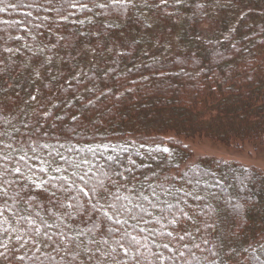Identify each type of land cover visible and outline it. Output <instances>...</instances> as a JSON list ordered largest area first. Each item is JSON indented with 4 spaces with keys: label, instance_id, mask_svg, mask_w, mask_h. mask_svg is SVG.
<instances>
[{
    "label": "trees",
    "instance_id": "16d2710c",
    "mask_svg": "<svg viewBox=\"0 0 264 264\" xmlns=\"http://www.w3.org/2000/svg\"><path fill=\"white\" fill-rule=\"evenodd\" d=\"M25 1L0 2V7L8 8V13H0V155L26 153L32 169H25L24 176L8 188L7 198L0 197V264H161L156 253L166 258L163 264H198L205 255L223 257L226 264H257L252 257L264 248V174L237 162L194 157L185 138H209L224 146L236 144L241 135L252 143L262 141L264 0H167L166 4L161 0H81L91 11L72 7L74 0H30L34 10L29 12L23 8ZM203 13L206 19L201 17ZM198 46L207 51L200 57L205 68L194 70L190 64L198 59L193 50ZM223 54L228 61H220ZM214 66L220 71L212 75ZM179 68L193 80L203 81L202 106L168 107L169 102L162 98L159 109L143 108V94L159 96L164 89L157 81H150L143 89H131L130 84L150 80L161 70L180 75ZM110 104L116 110L103 113ZM82 106L88 110L87 115H81L85 129L79 136L93 139L73 143L67 139L65 123L78 120L75 114ZM100 107L104 109L95 111ZM90 118L92 122L87 123ZM228 128L232 133L223 134ZM219 130L222 137L214 135ZM47 137L51 139L45 140ZM56 137H61L59 142L66 147L61 148ZM99 140L115 145L121 157L117 160L108 154L112 160L106 158V164H116V168L106 178L97 172L91 174L93 183L120 189V193L109 191L108 199L113 203L124 204L119 181L136 191L143 182L157 184L150 178L161 176L158 188L165 199L172 197L159 209L161 222L169 231L168 221L174 215L178 222L170 224L169 237L161 222L154 219L161 226L156 230L161 241H156L168 243L173 253H165L159 243L149 240L147 223L131 230L132 235L137 232L140 245L130 244L128 235L122 248L115 241L124 232L118 230L111 239L104 225L96 229L93 218L73 220L66 214L72 209L61 207V202L73 203L66 196H77L83 203L90 198L64 190L65 181L59 177L66 176L70 185L76 179L79 187L84 186L78 174L73 176L75 168L69 167L81 157L73 158L66 148L73 151V146L99 144ZM132 145L135 150L128 148ZM84 146L81 148L86 150ZM163 147L171 154L156 159L147 153V149L155 153L154 149ZM91 152L94 159L96 152ZM57 167L60 171H55ZM221 170H228L230 176L220 174ZM199 173L207 176L213 184L212 193L219 199L206 192L205 183H191ZM244 177L253 178L255 194H246L239 187ZM41 180L49 181L42 185L47 192L35 188ZM238 187L250 201L247 215L228 199ZM17 192L19 196L13 198ZM190 193L193 195L188 196ZM83 203L76 210L79 215ZM102 211L111 213L107 204L98 212L101 218ZM130 213L140 218L142 211L133 208ZM118 219L123 223L124 219ZM217 220L222 223L223 239L211 238ZM114 221L109 224L118 227ZM134 245L142 261H136Z\"/></svg>",
    "mask_w": 264,
    "mask_h": 264
},
{
    "label": "rangeland",
    "instance_id": "374dc122",
    "mask_svg": "<svg viewBox=\"0 0 264 264\" xmlns=\"http://www.w3.org/2000/svg\"><path fill=\"white\" fill-rule=\"evenodd\" d=\"M12 3H13V1H12ZM13 5H14V3H13ZM22 5L24 6L23 7L24 10L27 12L34 10V5L32 2H30V0H26ZM27 5H32V6L28 7ZM0 9H3V11H0V13H8L7 7L6 8H5V6L3 8L0 7ZM201 17L206 19V17H207L206 13H203L201 15ZM71 29L75 30L74 28H71ZM77 32L79 35L84 34L82 31H77ZM193 50L197 53L196 57H198V59H194L196 61L192 60L190 67H192V69H194V70L195 69L200 70V69L205 68V63L202 60V58H204V57H202V56H204V54H206L207 51L204 48H202L201 46L195 47ZM210 52L214 54V52H216V51L212 50ZM218 52L220 53V50ZM224 54L222 55V58L220 59V61H222V60L228 61V59L226 57H223ZM248 55L249 54H246V56H248ZM200 57H202V58H200ZM220 61H217L216 64L220 63ZM212 65H214V64H212ZM226 68L223 69V70H225V73H227V70H228ZM219 71H220V69H218L217 66H214V68L211 70V74L212 75L218 74ZM177 72H180V75H172V74H174L173 72H169V71L166 72V71L161 70V72L159 74L154 76L155 78L152 76V77H150V80L148 78L144 79V80L141 79L136 84H134V83L130 84V88L131 89H141V88L143 89L144 87H147L150 84V81H152L154 83L157 81L158 84L162 87V89H164L163 94H161V95L159 94V96H157L158 94L157 95L156 94L148 95L147 93L143 94L141 100H142V103L144 105L142 107L145 108L146 110L148 108L152 109V110H154V108L159 109L161 106L159 102H161L162 98L164 100H166L165 103L169 102V103H167L168 107L177 106L178 108L188 109L191 103L194 104L195 107L196 106L197 107L202 106V105H200V102H202L203 98L200 97V94H202L201 91L204 90L202 87L203 81L198 80V79L193 80L192 76L188 75L187 74L188 72L183 70V69L179 68V70H177ZM189 90L191 91V93ZM250 91H253L252 88L250 89ZM190 94H193L194 97L192 98L190 96ZM116 98H117V96H116ZM121 102H118L119 105L122 104ZM168 104H170V105H168ZM164 106H166V105H164ZM121 108H124V107H121ZM103 109L100 107V108H96L95 111L96 110L102 111ZM87 110H88V107H85V108L83 107L80 109V111H78L75 114V117H78L79 121L74 119V120H72V122L65 123V127H67V129H68L66 131L67 137H68L67 139H71L70 141H72L73 143H77L79 140L80 141L85 140L88 142V141L93 139L90 137L89 138L88 137L83 138V136L82 137L79 136L80 132L84 131V129H85L84 127H82V124L80 122L81 115H83V116L87 115ZM113 110H116L115 105L110 104L108 106V108L102 112L103 113H105V112H109V113L112 112L113 113L114 112ZM90 116H88L87 119ZM92 120L93 119L90 118L89 120H86V122L90 123V122H92ZM149 124H151V123H149ZM149 126H151V125H149ZM151 128H153V127L151 126ZM152 131L154 132V130H152ZM231 131H232V129H229V128L227 130L225 129L223 134L227 133V132H231ZM46 132H48V131H46ZM185 132L188 133V131H184L183 133H185ZM202 133H205V131H202ZM209 134L211 135V134H213V132L210 131ZM223 134H222V131H220V130L217 131L216 133H214V135L220 136V137H222ZM241 134L242 133L240 131L239 136ZM241 136L238 138V141L236 142V144L232 145L229 143L228 146H224L222 144L217 143L216 141H213L212 139L204 138V137L196 138L194 140L190 139V138H185V137L184 138L186 140V146L192 150V152L194 153L193 154L194 157L195 156L196 157L207 156V157H213L216 159H223V160H227V161H231V162H237V164L242 166L243 168H254V169H256V170H258L264 174V137H262V141L252 143V142H249V140L242 139ZM124 137H125V135H124ZM56 138H57V144L61 148L66 147L65 144L62 145V143H60L61 141L59 142V140H62L61 137H56ZM47 139H51V138L47 137L45 140H47ZM53 139H55V138H53ZM86 144L87 145H85V146L83 145L86 148V150H83L81 148L83 146H81V145L73 146V149H74L73 151H69L66 148L67 152L68 153L70 152L73 155V158L76 159L77 155H80V157H81L80 162L77 161V163H80V167L75 168V173L78 175H82V172H83L82 169L84 168L86 171H89L90 174L93 173L92 174L93 176H95L94 174L97 172V173H99V177H101V178L105 177L106 178V175H109L110 172L112 173L113 169L116 168V167H114V166H116V164H112L111 166H108L106 164L105 159L107 158L108 154H110V156H112L113 158H115L117 160L119 158H121L119 156V153L116 152L117 147L113 144H106L105 142H102L101 140H99V144H95V143H92V144L86 143ZM134 147H135L134 145H132L130 147L128 146V148L131 150H133V149L135 150L136 148H134ZM89 149L93 150L91 153L96 152L95 153L96 157L93 156L94 159H92V157H91L92 154L90 155ZM84 151L88 152L86 154V156H85ZM138 152L140 153L139 148H138ZM147 153L149 156H152V158L155 157L156 159L161 158V156L165 155V153L157 152V151H155V153H153L152 151L149 152L148 149H147ZM84 160H87V163H83L82 161H84ZM50 168L53 169V167H50ZM220 174L227 176V177L230 176V172L228 170H221ZM238 174H241V173H238ZM197 178L198 179L193 180L191 183L194 185L199 184V183H205L207 185V191L206 192H208L209 194H213V196H215V199H219L216 194L214 195V193H212L213 184L209 181V179L207 178L206 175L199 173ZM244 178H241L244 180V183L243 184L240 183L241 186H239V187H241V189L243 188V191L246 194L247 193L252 194V195L255 194L257 189L255 188L256 184H254L253 178L252 177L251 178L249 177L247 179H244ZM160 179H161V176L155 175L153 178H150V181H157L156 183L159 184ZM224 181L226 182V180H224ZM225 182L222 181L223 187H225ZM80 183L83 185V181H80ZM67 184H68V182H67ZM106 184L104 186H105V189H107V187H108V192L109 191L111 192V190L119 191V193L121 192L119 188L111 186L112 184H107V185ZM119 184L124 189V191H122V195L124 197V204H126L129 209L134 208V209L140 211L139 206L142 205L143 208L147 210V214L145 212H142V214L140 216V217H142V219H140V218L131 219L130 217L135 215V214H131L130 211H126L120 215H115V216L113 215V212L111 211V213L108 215L112 216L113 220H116V219H118V217H120V218L124 219V221H127V223H124V221H123V223H119L118 227H115V226L113 227L112 225L109 224L110 220H108L106 218L102 219L100 216H98L99 211H93L92 210V204L90 203V201H93V198L91 196L89 199L84 201V203H83V201L82 202L80 201V203H83V206H82L83 212L82 213L85 216H83L82 213H80L81 215H79V213H77V211L75 209H72V210H69L72 213V219L77 220V221H80V220L82 221L85 219L88 220L90 218H93L94 222H95L94 226L95 227L97 226L96 229H98L104 225L106 228L105 230H108L109 228L114 230V231L110 232L109 238L112 239L114 236H116L117 235L116 232H118V230H119V231H122L124 233L127 232L129 234L130 238L135 236L136 239L140 242H141V240H139L140 237L137 235V232H134L132 235L131 230L133 228L139 229V228H141V224L147 223L150 225V229H151V232H149L150 233L149 234V237H150L149 240L154 242L155 245L157 243H159L161 245L162 244L161 242H157V241H161V238H158L157 233H156V230H159V228L161 229V226L156 225V223L154 222V219L155 220L157 219L160 222L162 221V219H160L161 213H160L159 209L161 206L166 204L165 201H167V202L172 201L171 200L172 197L169 196L168 199L167 198L165 199V193H161V190L158 188L157 184L152 183V182L150 183L149 181H147L145 183L143 182L136 191H134V189L131 188V186L125 182L119 181ZM68 185H70V183ZM150 185H151V187H149ZM147 187L149 188V190L145 191V189ZM239 187L237 188V190L235 189V190H233V192L228 194V199L234 207L237 208V206H239V209L242 212V214L244 213L247 215L250 211V208H249L250 201L248 198H244L241 195L242 192L241 193L239 192ZM260 188H262V187H260ZM153 189H155V193H156L155 195H153ZM226 191H227V188H226ZM205 193L202 194L203 197L206 196L207 193L206 194ZM192 195L193 194L190 193L188 196H192ZM145 196L148 199H143V197H145ZM182 202H183V200H182ZM225 209H226V207H225ZM150 217H153V219H151ZM217 221H219V223L215 224L211 230L212 232H210L211 238L212 239H223L224 234H223V230L221 229L222 223L220 222V220H217ZM160 224L162 225V227L164 228V230L167 233L172 231V225H170V224L168 225V227L171 228L169 231V229L166 228L165 222H161ZM169 237H172V236H169ZM243 246L244 245H242V248H243ZM133 248H134V253H135V256L137 259L136 261H142V257L138 253L139 252L138 247L134 245ZM164 251H165V253H167V252L170 254L173 253V251L170 247H169V249H164ZM256 254H257L256 256H259L261 258V260L264 261V248L263 247L259 248V251L256 250ZM193 255H194V253H193ZM216 258H214V256H211V258H210V257L205 255L204 257H201L198 260V264H210L212 259L215 260L214 264H226L225 259L223 257H219V258L216 257ZM132 260H134V259H132Z\"/></svg>",
    "mask_w": 264,
    "mask_h": 264
},
{
    "label": "snow or ice",
    "instance_id": "6c2138e0",
    "mask_svg": "<svg viewBox=\"0 0 264 264\" xmlns=\"http://www.w3.org/2000/svg\"><path fill=\"white\" fill-rule=\"evenodd\" d=\"M0 2H3V0H0ZM177 2L179 3L180 0H177ZM162 4H166L167 0H161ZM28 7H31L32 5H27ZM97 7H104V5H95ZM72 7H79L81 9H87L88 11H91L90 8H88V5L86 3H82L81 0H74V3L72 4ZM0 11H3V9H0ZM17 39H19V37H16ZM3 148H9L12 149L13 151L16 152H22V149H13L12 145H3ZM29 150L34 151V149L31 148V145H29ZM89 151H93L92 149H89ZM153 151H157V152H162V153H169V149L167 147H163V148H156ZM171 154V153H169ZM28 159L29 157H27V154L24 153L22 155L19 156H12V155H0V197H4L7 198L9 193H8V188L11 187V185L13 183H16L17 178H22L24 176V170H28L29 172L32 171L31 166L28 163ZM108 160H112V157H108ZM83 163H87V160L82 161ZM67 163V162H66ZM69 167H73V168H79L80 167V163H75V164H70ZM41 172H44V168H40ZM55 171H60V168L57 167L55 169ZM67 171V170H65ZM246 171V170H245ZM76 173H73V176H76ZM8 177H13L12 180H9ZM51 179V178H50ZM59 179L64 180L65 181V185L66 187L64 188L65 191H75L78 194H82L85 197L91 196L93 198V201H90V203L92 204V210L93 211H101L105 204H107V207L109 210H111L113 212V215H120L126 211H131V209L128 208V206L126 204H120L117 205L115 203H113L112 201H110L108 199V196L110 195V193L108 192V190L105 189L103 183L97 184V183H93V176L90 174L89 171H84L82 175L78 176V180L83 181V187H79L77 184V180L74 179L71 185L67 184V177H59ZM244 179H247V177H245ZM49 183V181H44L41 180L39 184L35 185V188L39 191L42 192H47V188L46 187H42V185H47ZM241 184L244 183V180L242 179L240 181ZM151 187V185L149 186ZM55 193H52V195H54ZM155 189H153V195H155ZM187 195V194H186ZM15 196H19V193H15ZM197 199H199L200 197H196ZM66 200H70L73 201V203H69L67 205L63 204V202H61V207H67L70 209H75V210H79V208L81 207L80 205V201L77 198V196H66L65 197ZM117 200L121 199L120 197H116ZM126 199V198H125ZM143 199H148L146 196L143 197ZM100 201H104V203H100ZM7 203V200H5V204ZM140 210L142 212H145L147 214V210L143 208V206H139ZM239 208V206H237V209ZM2 214V213H0ZM69 217H71L72 213L69 211L66 213ZM181 214H183V210H181ZM108 219V220H112L113 217L108 215L107 211H102V219ZM131 219H136L137 217L135 215L130 217ZM140 219H142V217H140ZM115 223L119 224L121 223V221L119 219H116L114 221ZM178 222V217L177 216H173V218L171 220L168 221V223L173 224V226H175V224ZM124 223H127V221H124ZM48 227H51V225H49ZM37 233H38V229H36ZM109 232L114 231L113 229L109 228L108 229ZM144 230L141 229V232H143ZM162 235H164L165 233H161ZM129 234L127 232H125L123 234V236L121 237V239H118L115 241V243L117 245H119L120 247L124 248L125 245L122 243L124 237L128 236ZM166 235L171 236L172 233L168 232L166 233ZM180 240L184 239V236H180L179 237ZM25 243H27V241H24ZM107 241H105L106 243ZM134 243L135 245L139 246L140 245V241H138L136 239L135 236L131 237V241L130 244ZM147 245H145L146 247ZM159 247H162L163 249H169V244L168 243H163L161 245H159ZM197 247H199L197 245ZM160 260H161V264H163V260L166 259L165 257H163L162 253H156L155 254ZM213 255H215V253H213ZM124 256L127 257L128 256V251L125 250L124 252ZM73 259H75V257H72ZM253 260H255L257 262V264H264V261L261 260V258L259 256H254L252 257Z\"/></svg>",
    "mask_w": 264,
    "mask_h": 264
}]
</instances>
